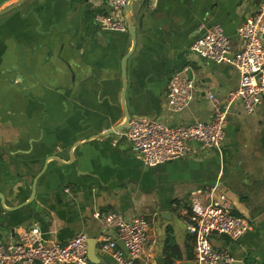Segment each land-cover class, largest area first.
Segmentation results:
<instances>
[{
    "label": "crops",
    "instance_id": "crops-1",
    "mask_svg": "<svg viewBox=\"0 0 264 264\" xmlns=\"http://www.w3.org/2000/svg\"><path fill=\"white\" fill-rule=\"evenodd\" d=\"M18 1L0 0V11ZM258 3L134 0L133 35L99 25L97 15L109 10L102 0H23L0 14V240L20 241L34 223L45 239L62 243L86 232L94 262L116 264L101 249L94 216L112 209L149 220L157 264H194L182 208L191 191L216 185L215 195L225 194L252 228L235 239L212 234L211 243L238 264H264V98L253 113L233 106L220 148L194 142L188 156L155 166L137 157L122 132L104 135L126 118L124 92L133 118L210 120L208 91L225 101L240 74L231 63L197 57L191 44L219 23L238 50V26ZM183 68L195 78L194 98L172 114L168 82Z\"/></svg>",
    "mask_w": 264,
    "mask_h": 264
},
{
    "label": "built area",
    "instance_id": "built-area-1",
    "mask_svg": "<svg viewBox=\"0 0 264 264\" xmlns=\"http://www.w3.org/2000/svg\"><path fill=\"white\" fill-rule=\"evenodd\" d=\"M109 10L97 15L99 25L109 30H125L127 22L122 15L129 0H102ZM243 41L234 50L223 26L215 23L195 39L190 49L200 58L217 63H231L240 74L239 85L224 100L212 91L210 120H195L189 124H171L152 117H132L127 124L126 136L132 142L136 155L149 166L180 159L193 150V143L205 148H220L223 144L227 118L236 103L247 113L258 110L264 98V0H259L254 14L239 26ZM195 78L183 68L169 79L166 108L177 114L187 108L194 98ZM68 190V188H66ZM216 185L191 191L188 207L182 208L187 218V230L194 236V264H231L234 257L211 243L212 234L238 238L252 228V223L232 211L225 194L215 195ZM102 225L99 240L101 249L108 252L116 264H157L155 240L151 237L150 222L144 215L127 218L116 210L94 212ZM112 232H115L113 237ZM121 239L126 254L118 244ZM90 236L79 232L67 242L48 240L41 227L34 223L23 233L20 241L0 240V264H97L88 252Z\"/></svg>",
    "mask_w": 264,
    "mask_h": 264
},
{
    "label": "water",
    "instance_id": "water-1",
    "mask_svg": "<svg viewBox=\"0 0 264 264\" xmlns=\"http://www.w3.org/2000/svg\"><path fill=\"white\" fill-rule=\"evenodd\" d=\"M22 1L23 0H19L18 2L14 3L13 5L9 6L8 8L0 11V14H3L5 12H7V11H9V10L17 7V5L20 2H22ZM133 1L134 0H129L128 3H127V5L125 6V14H126L127 27L131 31L132 35H133V29L131 27V20L129 18V11L131 9V5H132V2ZM125 60L126 59H124L122 61V75H123V87L126 89V87H127V72H126V67H125V65H126V61ZM123 101L125 102L126 118L124 119V121L122 123H120L116 127L108 129L104 133V135H110V134L115 133V132H122V138H126L127 124H128V122L130 121V119L133 116H132L131 112L129 111L128 106L126 105V95H125V92L123 94ZM118 244L124 249V251H125L126 254H129V251H128L127 247L125 246L124 242L121 239L118 240ZM94 248H95V241L94 240H92V241L89 240L88 252H89V255H90V257H91L92 260H93V256L95 255ZM158 258L160 259V262L159 263H161V260H163V257H158ZM182 264H193V261H184ZM231 264H238V262L236 260H234Z\"/></svg>",
    "mask_w": 264,
    "mask_h": 264
},
{
    "label": "trees",
    "instance_id": "trees-1",
    "mask_svg": "<svg viewBox=\"0 0 264 264\" xmlns=\"http://www.w3.org/2000/svg\"><path fill=\"white\" fill-rule=\"evenodd\" d=\"M177 258H179L180 257V255H177L176 256ZM166 264H174V261H173V259H169V261H167V263Z\"/></svg>",
    "mask_w": 264,
    "mask_h": 264
}]
</instances>
